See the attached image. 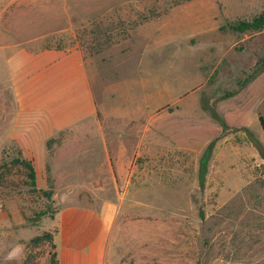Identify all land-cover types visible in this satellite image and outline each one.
<instances>
[{
	"label": "rangeland",
	"instance_id": "1",
	"mask_svg": "<svg viewBox=\"0 0 264 264\" xmlns=\"http://www.w3.org/2000/svg\"><path fill=\"white\" fill-rule=\"evenodd\" d=\"M192 1L198 0H0V166L28 160L24 149L38 150L35 141L5 134L17 110L9 77L16 60L30 69L42 54L79 52L94 98L121 107L129 99L136 111L128 124L133 133L123 140L112 137L124 120L97 110L85 140L46 141L45 164L57 168L46 189L33 188L23 167L7 166L0 264H51V245L29 242L56 232L46 231L61 207L55 193L97 215L106 204L116 209L105 264H264V157L253 143L264 147V72L248 81L264 57V26L235 29L263 14L264 0H212L217 35L207 53H185L182 70L185 90H200L165 94L159 85L172 58L145 56L149 32ZM197 45L192 38L185 47ZM200 59L213 73L198 76ZM100 128L109 139L96 134ZM211 143L202 183L201 160ZM123 145L130 155H117Z\"/></svg>",
	"mask_w": 264,
	"mask_h": 264
},
{
	"label": "crops",
	"instance_id": "2",
	"mask_svg": "<svg viewBox=\"0 0 264 264\" xmlns=\"http://www.w3.org/2000/svg\"><path fill=\"white\" fill-rule=\"evenodd\" d=\"M218 12L212 0L192 1L173 9L159 20L157 26H152L149 32L151 46L145 56L155 53L172 58L166 67L167 71L163 72L164 83L159 85L160 92L177 94L200 90V87L194 91V87L186 90L184 88V56L191 51L200 54L209 51L210 36L217 35L219 29L216 21ZM192 38L197 39L198 45L195 48L185 47ZM199 62L203 72L198 76L208 75L209 72H204L206 66H202L201 59ZM16 63L12 64L9 77L10 91L15 96L17 110L14 119L8 123L5 134L9 139L18 142H36L37 152L30 153L24 149L23 153L34 165L39 188H48L49 173L57 170L55 166L49 169L45 164V156L48 154L45 142L59 136H62L63 141L85 140L88 120H95L97 110L107 119L124 120V128H119L120 134L112 137V140H123L125 136L133 133L128 124L129 119L136 115L135 107L131 106L129 99L126 100L125 107H121L120 102L114 106V103L109 105L104 100L97 101L94 98L91 76L83 54H42L35 68L31 66L30 69L19 64L17 60ZM194 79L199 83L196 85L203 82L200 78ZM144 90L146 85H143ZM144 105L143 103V110L147 107ZM148 109H152L150 101ZM139 111H142V107H139ZM175 112H179L178 108ZM113 119L111 120L114 121ZM169 125L167 129L172 127V124ZM96 134L102 141L109 139L102 128ZM127 151L128 148L123 145L117 155H130ZM54 199L61 207L50 219L51 226L46 231L51 227L56 229L53 242L58 264H105L107 255L110 254L107 252V245L111 241L109 232L116 209L106 204L97 215L86 205H68L66 194L55 193Z\"/></svg>",
	"mask_w": 264,
	"mask_h": 264
},
{
	"label": "trees",
	"instance_id": "3",
	"mask_svg": "<svg viewBox=\"0 0 264 264\" xmlns=\"http://www.w3.org/2000/svg\"><path fill=\"white\" fill-rule=\"evenodd\" d=\"M264 26V13L261 14L257 19H254L252 22H241L236 26V30L239 29L241 31L249 30V29H255V30H261ZM73 47V45L71 46ZM264 72V57L259 59L255 65L254 72L252 75H250L248 81L254 80L256 77H258L260 74ZM259 122L264 130V117L262 115L259 116ZM253 143L255 144L256 148L258 149L259 153L264 157V147L263 145L257 140L253 139ZM213 143H211L208 147V149L205 151L203 158L201 160V168H200V180L203 183L204 178L206 175V167H207V161L210 157V153L212 151ZM21 166L27 171V177L30 180V184L33 188L37 186L36 183V171L34 168L33 163L30 160L27 159H21L17 158L13 160L10 164H2L0 166V169L2 173L0 174V185L7 182L8 173L11 172V169H8L7 166ZM48 197H50V194H47ZM48 242L51 245V251L50 254V262L51 264H58V260L55 253V244L53 242V234L50 232H45L41 235H37L34 238H32L29 242V244L33 245L34 247H37L43 243Z\"/></svg>",
	"mask_w": 264,
	"mask_h": 264
},
{
	"label": "built area",
	"instance_id": "4",
	"mask_svg": "<svg viewBox=\"0 0 264 264\" xmlns=\"http://www.w3.org/2000/svg\"><path fill=\"white\" fill-rule=\"evenodd\" d=\"M5 209V203L4 200L0 196V214L4 211Z\"/></svg>",
	"mask_w": 264,
	"mask_h": 264
}]
</instances>
